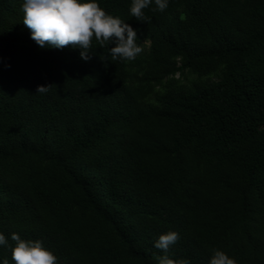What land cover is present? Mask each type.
Instances as JSON below:
<instances>
[{"label": "trees", "instance_id": "obj_1", "mask_svg": "<svg viewBox=\"0 0 264 264\" xmlns=\"http://www.w3.org/2000/svg\"><path fill=\"white\" fill-rule=\"evenodd\" d=\"M99 2L139 29L134 60L41 48L23 0H0V231L60 264H159L168 230L172 258L264 264V0H169L147 21Z\"/></svg>", "mask_w": 264, "mask_h": 264}, {"label": "clouds", "instance_id": "obj_2", "mask_svg": "<svg viewBox=\"0 0 264 264\" xmlns=\"http://www.w3.org/2000/svg\"><path fill=\"white\" fill-rule=\"evenodd\" d=\"M163 12L169 0H131L130 13L137 20L147 21L144 9ZM23 23L31 30L30 36L41 47L60 48L72 45L81 49L80 56L90 59L93 40L109 48L113 60H134L143 51L138 37V28L118 15L107 12L99 0H23ZM48 85H38L36 92L47 93ZM180 239L176 230L159 234L154 246L163 251L159 264H192L188 257L178 259L168 255V251ZM11 241L0 231V246L11 252V264H60L58 256L41 239H24L18 232L11 233ZM0 264H10L8 257H0ZM208 264H239V261L226 251L213 249Z\"/></svg>", "mask_w": 264, "mask_h": 264}]
</instances>
